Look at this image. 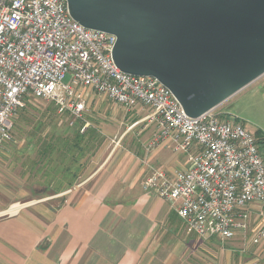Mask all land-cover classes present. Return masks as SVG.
Returning a JSON list of instances; mask_svg holds the SVG:
<instances>
[{"label": "built area", "instance_id": "obj_1", "mask_svg": "<svg viewBox=\"0 0 264 264\" xmlns=\"http://www.w3.org/2000/svg\"><path fill=\"white\" fill-rule=\"evenodd\" d=\"M116 41L114 34L78 23L66 0H0V148L11 141L27 96L75 119L83 118L91 92L128 110L140 105L152 111L148 118L157 128L147 150L170 145L186 157L183 167L171 171L144 159L150 172L143 189L169 202L204 240L246 233L251 204L264 208V157L255 134L219 106L188 116L157 78L116 65ZM260 240L264 225L254 239Z\"/></svg>", "mask_w": 264, "mask_h": 264}, {"label": "crops", "instance_id": "obj_2", "mask_svg": "<svg viewBox=\"0 0 264 264\" xmlns=\"http://www.w3.org/2000/svg\"><path fill=\"white\" fill-rule=\"evenodd\" d=\"M259 79L262 89L258 97L257 91L249 95L238 92L218 111L241 119L255 134L264 157V120L252 117L255 100L264 101V75ZM236 99L250 108L239 105L232 110ZM145 109H134L142 117L131 125V120H106L104 125L110 131L106 137L116 138L114 148L80 183L81 192L63 205H7L8 199L0 197V264H250L243 260L250 249L253 262L261 263L264 240L254 241L264 225V208L258 203L250 206L246 233L228 240H204L186 228L169 202L143 189L150 172L144 159L170 171L183 167L186 160L170 145L148 151L145 140L136 142L133 129L141 123L153 125L152 136L157 131L154 120L148 118L151 114L141 113ZM125 121L127 129L122 126ZM217 251L221 256L214 260Z\"/></svg>", "mask_w": 264, "mask_h": 264}, {"label": "water", "instance_id": "obj_3", "mask_svg": "<svg viewBox=\"0 0 264 264\" xmlns=\"http://www.w3.org/2000/svg\"><path fill=\"white\" fill-rule=\"evenodd\" d=\"M117 37L116 65L168 87L198 117L264 75V0H66Z\"/></svg>", "mask_w": 264, "mask_h": 264}, {"label": "rangeland", "instance_id": "obj_4", "mask_svg": "<svg viewBox=\"0 0 264 264\" xmlns=\"http://www.w3.org/2000/svg\"><path fill=\"white\" fill-rule=\"evenodd\" d=\"M68 79L69 76L66 81ZM259 80L239 92L249 95L257 91L258 97L262 89ZM244 103L236 99L232 110L239 105L249 109L250 106ZM254 105L256 109L252 117L264 120V101L257 99ZM115 106L120 110L117 111ZM137 107L140 105L128 110L103 95L91 92L83 118L75 119L59 114L50 102L27 96L13 120L11 141L0 149L3 160L0 167L2 165L4 169V172L0 171V197L3 196L4 201L8 199L7 205L44 203L52 208L63 205L72 195L81 192L83 187L80 183L100 167L114 148L116 138L106 137L110 133L104 125L108 122L106 120H131V125L142 117L134 112ZM141 113L149 116L152 111L145 109ZM86 124L87 128L82 132ZM122 126L127 129L128 121ZM151 127L153 125L148 126V122L136 126L133 129L137 134L136 142L145 140L148 146L154 138L150 134ZM220 256L217 251L213 259ZM243 257L246 263L264 264V259L261 263L253 262L252 249Z\"/></svg>", "mask_w": 264, "mask_h": 264}, {"label": "trees", "instance_id": "obj_5", "mask_svg": "<svg viewBox=\"0 0 264 264\" xmlns=\"http://www.w3.org/2000/svg\"><path fill=\"white\" fill-rule=\"evenodd\" d=\"M79 133H80V131H79Z\"/></svg>", "mask_w": 264, "mask_h": 264}]
</instances>
